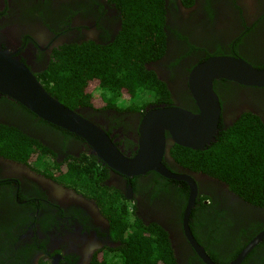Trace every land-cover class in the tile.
<instances>
[{
    "label": "flooded vegetation",
    "instance_id": "af4514ba",
    "mask_svg": "<svg viewBox=\"0 0 264 264\" xmlns=\"http://www.w3.org/2000/svg\"><path fill=\"white\" fill-rule=\"evenodd\" d=\"M159 3L160 35H154L142 65L148 86L138 95L122 88L110 99L94 79L84 90L88 100L62 102L129 158L141 151L149 114L175 107L199 112L189 78L208 58L232 56L264 69V0ZM126 5V0H0V32H17L16 55L59 99L47 80L60 53L116 45L125 24L134 22ZM213 83L221 106L215 140L193 149L165 132L161 164L176 177L153 168L134 175L118 171L84 137L0 95V264H126L143 238L160 239L173 264H207L185 232L192 183L197 195L188 222L194 238L216 264L235 261L264 230V207L187 155L216 146L237 123L264 126V86L224 78ZM240 264H264V238Z\"/></svg>",
    "mask_w": 264,
    "mask_h": 264
},
{
    "label": "water",
    "instance_id": "95a60500",
    "mask_svg": "<svg viewBox=\"0 0 264 264\" xmlns=\"http://www.w3.org/2000/svg\"><path fill=\"white\" fill-rule=\"evenodd\" d=\"M15 30L0 32V95H6L31 110L42 119L72 131L92 145L96 154L118 171L134 175L148 169H160L163 174L176 177L161 164L168 131L173 141L184 147L203 149L215 140L221 114L216 79L232 80L245 85L264 86V69H259L241 58L214 56L199 64L191 72L189 82L198 105V113L182 108H163L146 116L142 128L141 151L134 158L124 156L109 137L92 121L83 117L51 95L33 71L16 55ZM13 44V45H11ZM186 178L191 181L189 176ZM197 195L192 183L191 197L185 212V232L191 245L207 264H216L199 245L189 227L191 208ZM264 238V230L231 264H240L247 253Z\"/></svg>",
    "mask_w": 264,
    "mask_h": 264
},
{
    "label": "trees",
    "instance_id": "16d2710c",
    "mask_svg": "<svg viewBox=\"0 0 264 264\" xmlns=\"http://www.w3.org/2000/svg\"><path fill=\"white\" fill-rule=\"evenodd\" d=\"M126 3L133 11L134 22L125 24L126 34L116 45L104 49L69 47L70 51L60 53L59 61L48 72L47 88L61 102L73 106L80 99L88 100L84 90L94 79L100 83L102 95H111L110 99L115 97L114 93L126 90L122 88L138 95L148 86L142 79V65L151 55L154 37L160 35L157 17L161 5L159 0H126ZM93 93L97 95L95 90ZM184 150L179 148L178 152L184 153ZM187 156L199 160L200 164L203 160L207 172L226 180L252 204L264 207V126L261 123H237L216 146L206 151H189ZM136 249L133 259L126 264H173L171 254L160 239L143 238Z\"/></svg>",
    "mask_w": 264,
    "mask_h": 264
},
{
    "label": "rangeland",
    "instance_id": "374dc122",
    "mask_svg": "<svg viewBox=\"0 0 264 264\" xmlns=\"http://www.w3.org/2000/svg\"><path fill=\"white\" fill-rule=\"evenodd\" d=\"M97 91H100L99 89H97Z\"/></svg>",
    "mask_w": 264,
    "mask_h": 264
}]
</instances>
